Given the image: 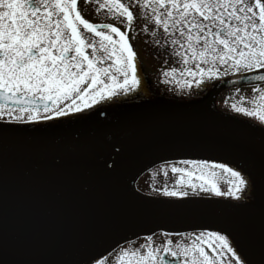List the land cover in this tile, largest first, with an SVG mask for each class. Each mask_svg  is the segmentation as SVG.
<instances>
[{"label":"snow or ice","instance_id":"6c2138e0","mask_svg":"<svg viewBox=\"0 0 264 264\" xmlns=\"http://www.w3.org/2000/svg\"><path fill=\"white\" fill-rule=\"evenodd\" d=\"M133 3L144 18L143 31L151 32L154 45L181 66L161 73L159 83L172 86L169 90L180 89L190 95L207 81L229 73L264 70V0L100 3L96 11L107 8L125 25L123 31L111 22L99 24L84 18L78 0H0V141L85 118H94L99 126L141 122L156 128L172 122L168 114L151 109L127 113L123 121L113 119L110 111L121 97L130 98L129 94L137 92L142 83L137 53L128 35L135 20L130 10ZM250 79L264 82V71ZM252 92L258 95H241L231 108L264 126V87L257 85ZM106 101L112 104L103 113L94 108ZM104 113L107 115L101 119ZM260 132L259 171L264 178V127ZM189 147L171 144L164 148L178 151ZM238 147L248 154L247 159L162 161L155 170L149 169L154 195L176 199L142 203L144 198L130 184L125 185L129 197L145 207L199 206L212 224L192 232L159 229L145 235L142 243L117 242V264H258L241 226L230 218L256 198L257 165L248 142L241 141ZM110 159V155L98 159L106 173L116 172L122 164L117 159L109 163ZM170 174L171 186L167 179L158 186L160 177L169 178ZM192 196L208 199H180ZM161 237L162 242L157 243ZM260 248L264 251V232ZM109 257L108 252L101 255L94 249L80 264H105Z\"/></svg>","mask_w":264,"mask_h":264},{"label":"water","instance_id":"95a60500","mask_svg":"<svg viewBox=\"0 0 264 264\" xmlns=\"http://www.w3.org/2000/svg\"><path fill=\"white\" fill-rule=\"evenodd\" d=\"M260 72L219 79L191 99L148 95L152 103L134 113L147 109L166 113L172 118L166 126L148 128L141 122L99 126L87 121L75 131L47 129L0 141V264H63L60 255L81 245L109 249L117 242L159 229L181 232L212 224L199 206L145 207L129 197L125 185L130 184L144 198L142 203L168 200L140 194L134 187L138 174L172 156L247 159L248 154L238 147L241 141L250 146L263 188L247 209L230 218L241 226L258 264H264L260 248L264 232V178L259 171L262 126L220 112L214 105L218 90L259 83L250 77ZM126 128L131 130L123 136L107 138ZM171 144L191 147L178 151L164 148ZM105 155L122 161L116 172L102 170L98 159Z\"/></svg>","mask_w":264,"mask_h":264},{"label":"flooded vegetation","instance_id":"af4514ba","mask_svg":"<svg viewBox=\"0 0 264 264\" xmlns=\"http://www.w3.org/2000/svg\"><path fill=\"white\" fill-rule=\"evenodd\" d=\"M121 2H126V0H121ZM100 3H106V0L105 1L89 0L88 3H85V0H78V10H80L84 18L88 19L90 22L99 23V24L111 22L115 26L121 27V30L123 31L125 29V25L119 22L118 18L113 16V14L109 12L107 8L101 9L99 12L96 11ZM130 10L134 12V17H135L133 28L128 33L130 37V43L132 44L134 51L137 53L138 71H139V75L141 76V80L145 85L146 89L151 92L150 89L151 80H155V79L161 80L162 79L161 73L166 68H171V67L181 68V66L174 63L172 59H169L168 53L166 51L158 49L154 45L151 37V32L145 33L143 31V24L145 21L140 14L141 10L139 9V7L135 3H133L131 5ZM157 86H159V84ZM138 92L142 96H145L142 90V86L140 87ZM109 103L112 104L110 101H108L107 104ZM107 106L108 105H106V107ZM94 108H99L102 111V104L96 105L94 106ZM112 117L114 118L115 116L113 115ZM101 118L104 117L101 116ZM60 119L63 120V118ZM70 121H67L63 124L66 125ZM40 123L44 124L46 122H40ZM183 159H193V158H176L166 161H178ZM159 164L155 165L153 168L155 169ZM149 173H150L149 171H146L137 179L138 188L146 192H149L147 191V189L149 187H152V183H153V179L151 175H148ZM169 178H171V175L169 176ZM165 179L167 178L161 176L158 181V186L162 187L164 185ZM168 183L169 186H171V180H168ZM144 236L145 235L138 236L132 240H137L138 243H142ZM162 239H163L162 237L158 239L157 243H161ZM172 239L177 240L180 239V237L173 236ZM119 251L120 249L117 246L111 249L110 251H107L110 254V257L105 261V263L108 262L111 264H117L116 256L118 255ZM104 253H100V254L103 255Z\"/></svg>","mask_w":264,"mask_h":264},{"label":"rangeland","instance_id":"374dc122","mask_svg":"<svg viewBox=\"0 0 264 264\" xmlns=\"http://www.w3.org/2000/svg\"><path fill=\"white\" fill-rule=\"evenodd\" d=\"M102 1H105V0H102ZM152 88L154 89V90H156L157 88L155 87V86H152ZM180 91V90H179ZM182 93H184V92H182ZM258 95V94H257ZM130 96V98L129 97H122V101H125V100H128V99H131V98H134V97H136V95L135 96H133L132 97V94H130L129 95ZM120 102H121V100H119ZM108 263V262H107ZM106 264V263H105ZM108 264H110V263H108Z\"/></svg>","mask_w":264,"mask_h":264},{"label":"bare ground","instance_id":"6f19581e","mask_svg":"<svg viewBox=\"0 0 264 264\" xmlns=\"http://www.w3.org/2000/svg\"><path fill=\"white\" fill-rule=\"evenodd\" d=\"M226 113H228V112H226ZM126 130H128V128H126Z\"/></svg>","mask_w":264,"mask_h":264}]
</instances>
